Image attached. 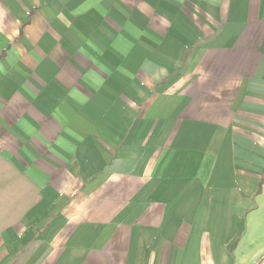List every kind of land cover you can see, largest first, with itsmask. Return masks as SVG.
Segmentation results:
<instances>
[{
	"label": "crops",
	"instance_id": "1",
	"mask_svg": "<svg viewBox=\"0 0 264 264\" xmlns=\"http://www.w3.org/2000/svg\"><path fill=\"white\" fill-rule=\"evenodd\" d=\"M0 264H264V0H0Z\"/></svg>",
	"mask_w": 264,
	"mask_h": 264
}]
</instances>
